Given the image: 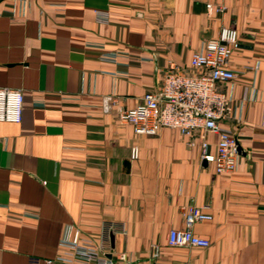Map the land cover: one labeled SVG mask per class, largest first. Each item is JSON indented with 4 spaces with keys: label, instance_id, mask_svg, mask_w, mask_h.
<instances>
[{
    "label": "crops",
    "instance_id": "crops-1",
    "mask_svg": "<svg viewBox=\"0 0 264 264\" xmlns=\"http://www.w3.org/2000/svg\"><path fill=\"white\" fill-rule=\"evenodd\" d=\"M223 26L239 73L221 88V125L238 151L216 173L196 134H136L116 113ZM0 87L22 92L17 122L0 102V264H45L65 229L98 240L104 223L121 225L109 250L132 264H264V0H0ZM203 138L213 150L215 134ZM186 205L210 215L191 226L205 247L167 243Z\"/></svg>",
    "mask_w": 264,
    "mask_h": 264
},
{
    "label": "built area",
    "instance_id": "built-area-1",
    "mask_svg": "<svg viewBox=\"0 0 264 264\" xmlns=\"http://www.w3.org/2000/svg\"><path fill=\"white\" fill-rule=\"evenodd\" d=\"M211 9V5H205ZM220 6L215 11H221ZM97 21H105L106 13L94 11ZM238 47L236 32L232 27H220L216 36L204 40L193 50L187 66L180 68L168 61L161 73L160 87L147 91L140 102L129 109L116 113L119 123H128L136 134H155L160 128H175L184 135L196 134L200 146V158L210 163L216 173H226L236 164V138L231 129L221 125L228 110V97L221 89L233 80L239 71L231 67V52ZM0 102H11L14 107V121H19L22 105L20 89L0 87ZM215 134L213 150L203 138L204 133ZM190 145L193 141L188 142ZM137 148L130 147V155L135 156ZM210 215L200 207L186 205L183 211L184 226L170 228L167 232L169 245H208L207 238L194 233L191 226L195 221L208 219ZM118 223H104L98 240L84 236L77 229H65L60 238V254L53 258L58 264H132L126 251L111 252L108 239L110 228ZM152 259L158 257L157 245L153 244ZM52 258H45L49 264ZM37 256L29 255L26 264H39Z\"/></svg>",
    "mask_w": 264,
    "mask_h": 264
},
{
    "label": "water",
    "instance_id": "water-1",
    "mask_svg": "<svg viewBox=\"0 0 264 264\" xmlns=\"http://www.w3.org/2000/svg\"><path fill=\"white\" fill-rule=\"evenodd\" d=\"M236 151H238V146H237V144H236ZM203 162H205V160H202Z\"/></svg>",
    "mask_w": 264,
    "mask_h": 264
}]
</instances>
